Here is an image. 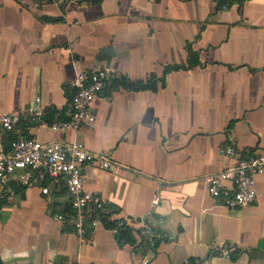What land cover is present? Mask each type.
<instances>
[{
  "label": "crops",
  "instance_id": "1",
  "mask_svg": "<svg viewBox=\"0 0 264 264\" xmlns=\"http://www.w3.org/2000/svg\"><path fill=\"white\" fill-rule=\"evenodd\" d=\"M97 66L119 75L93 102L94 122L51 130L70 116L71 80ZM121 76L153 87L126 89ZM35 104L46 125L25 114L22 134L108 154L112 168L83 167L84 191L131 236L153 222L155 244L133 247L102 225L79 242L55 218L65 188L37 174L0 189V264H264V171L255 200L233 211L204 181L235 165L220 153L228 133L240 157L264 155V0H0V113Z\"/></svg>",
  "mask_w": 264,
  "mask_h": 264
},
{
  "label": "built area",
  "instance_id": "2",
  "mask_svg": "<svg viewBox=\"0 0 264 264\" xmlns=\"http://www.w3.org/2000/svg\"><path fill=\"white\" fill-rule=\"evenodd\" d=\"M118 75L115 69L106 66L78 72L70 83L69 119L55 121L49 125V128L53 131L78 130L84 125L93 123L95 116L90 109L93 102ZM38 101L37 99L36 103ZM25 114L30 115L31 123L39 122L41 125H46L40 119L42 110L37 104L23 112L0 113V189L13 180L26 188L32 185L37 174L48 176L56 187L65 188L68 203L73 211L71 215L58 211L55 218L62 222L68 220L79 242L90 241L94 230L98 226H104L101 216L108 213L109 209L99 195L84 191L83 167L88 164H98L104 169H110L114 165L112 160L106 153H92L86 150L81 143L41 142L21 135L18 124ZM7 131H14L17 135L10 142L9 148L5 147L1 139L2 133ZM226 141L227 144L221 146L220 153L233 157L236 160L235 165L207 175L204 181L209 195L216 204L233 211L255 200V176L264 171V155L240 157L232 146L234 138L231 133L227 134ZM49 191L48 186L41 189L44 195L49 194ZM158 203L159 199L154 195L151 204L157 206ZM124 227L126 222L118 220L115 226L107 229L117 237ZM155 236L154 224L149 220L132 232V246L136 247L140 242H145L148 247L153 248ZM222 256L230 258V250H223ZM62 264L78 263L68 261Z\"/></svg>",
  "mask_w": 264,
  "mask_h": 264
},
{
  "label": "trees",
  "instance_id": "3",
  "mask_svg": "<svg viewBox=\"0 0 264 264\" xmlns=\"http://www.w3.org/2000/svg\"><path fill=\"white\" fill-rule=\"evenodd\" d=\"M49 1V0H48ZM120 77V76H119ZM121 79H122V85H123V87L124 88H126V89H141V88H152L153 87V80H152V78H148L147 80H141V81H137V82H130L126 77H124V76H121ZM70 115V114H69ZM70 117V116H69ZM69 118H67V119H60V120H68ZM56 121H58V120H56ZM53 122H55V121H53ZM18 129L20 130V133H21V135H23V136H26V135H24V134H22V132H21V128L18 126ZM7 133H9L10 134V140H8V143H9V141L11 142V141H13L15 138H16V133L14 132V131H7ZM107 208H110V206H108ZM68 211H62V212H65V213H67V214H69V215H71L72 213H73V211H72V209H71V207H70V204L68 203ZM60 211V210H59ZM61 212V211H60ZM102 219H103V223H104V226L105 227H112V226H115L116 225V223H117V221L118 220H113V221H111L110 219H109V212L108 213H104V214H102ZM65 224H67V225H71V224H69V222H68V220H65V222H64ZM118 238H119V240L120 241H123V240H129V241H131V242H133V238H132V236H131V233H129V231L128 230H126V227H124L122 230H121V232H120V234H119V236H117ZM143 244V242H140L138 245H137V247L138 246H140V245H142Z\"/></svg>",
  "mask_w": 264,
  "mask_h": 264
}]
</instances>
